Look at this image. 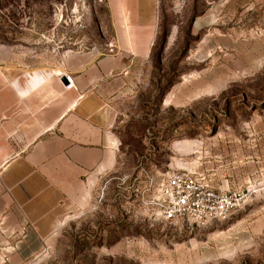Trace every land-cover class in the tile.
<instances>
[{
    "label": "rangeland",
    "instance_id": "obj_1",
    "mask_svg": "<svg viewBox=\"0 0 264 264\" xmlns=\"http://www.w3.org/2000/svg\"><path fill=\"white\" fill-rule=\"evenodd\" d=\"M157 8L151 54L113 99L115 169L26 264H264V0ZM111 41L107 0H0V67L56 69ZM182 171L243 202L204 225L164 221L162 182Z\"/></svg>",
    "mask_w": 264,
    "mask_h": 264
},
{
    "label": "crops",
    "instance_id": "obj_2",
    "mask_svg": "<svg viewBox=\"0 0 264 264\" xmlns=\"http://www.w3.org/2000/svg\"><path fill=\"white\" fill-rule=\"evenodd\" d=\"M107 1L113 53L106 44L103 52H69L56 69L0 67V256L12 264L39 255L59 216L81 207L117 165L113 99L151 54L158 8L157 0ZM60 74L73 78V89Z\"/></svg>",
    "mask_w": 264,
    "mask_h": 264
},
{
    "label": "built area",
    "instance_id": "obj_3",
    "mask_svg": "<svg viewBox=\"0 0 264 264\" xmlns=\"http://www.w3.org/2000/svg\"><path fill=\"white\" fill-rule=\"evenodd\" d=\"M114 50V44L108 42V53H113ZM60 76H63L67 83L65 90L74 88V81L70 75ZM10 138L14 140L12 136ZM243 199L242 192L212 186L202 175L182 171L167 176L162 182L156 209L166 222L176 223L186 219L196 225H204L225 218L240 206ZM0 264H12L7 254L0 256Z\"/></svg>",
    "mask_w": 264,
    "mask_h": 264
}]
</instances>
